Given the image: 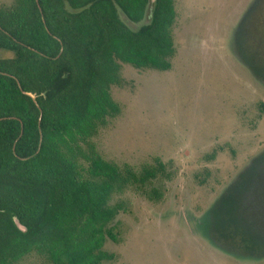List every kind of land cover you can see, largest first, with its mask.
<instances>
[{
    "label": "trees",
    "instance_id": "trees-1",
    "mask_svg": "<svg viewBox=\"0 0 264 264\" xmlns=\"http://www.w3.org/2000/svg\"><path fill=\"white\" fill-rule=\"evenodd\" d=\"M146 11L149 22L140 24ZM119 13L139 26L130 28ZM174 21V0H12L0 5V49L13 53L0 58V264H17L31 253L51 264L112 261L114 254L104 246L117 241L113 222L123 210L122 201L111 203L112 195L135 187L158 199L152 182L161 164L136 172L92 149L87 156L83 146L89 147L108 119L120 113L111 87L121 83L122 64L170 69ZM238 44L243 48L244 41ZM256 56H246L253 60L242 64L264 84ZM243 179L251 186L250 176ZM240 202L250 208L241 218L252 214L261 220L254 216L259 209L253 200ZM226 216L235 218L230 212Z\"/></svg>",
    "mask_w": 264,
    "mask_h": 264
},
{
    "label": "rangeland",
    "instance_id": "rangeland-1",
    "mask_svg": "<svg viewBox=\"0 0 264 264\" xmlns=\"http://www.w3.org/2000/svg\"><path fill=\"white\" fill-rule=\"evenodd\" d=\"M250 2L174 0L170 69L121 65V83L111 87L120 113L83 152L92 149L136 172L161 164L152 182L160 196L151 200L135 187L112 195L123 210L113 222L117 241L104 246L115 258L102 264H264V223L239 216L250 209L241 205L243 197L259 209L256 185L264 184V86L242 64L252 55L264 63V2L255 14L262 17L247 18L243 48L238 44ZM119 15L130 28L139 26ZM148 22L146 11L140 24ZM12 56L0 49V58ZM249 176L246 186L241 180ZM229 212L235 218L228 225ZM17 264L51 263L31 253Z\"/></svg>",
    "mask_w": 264,
    "mask_h": 264
},
{
    "label": "flooded vegetation",
    "instance_id": "flooded-vegetation-1",
    "mask_svg": "<svg viewBox=\"0 0 264 264\" xmlns=\"http://www.w3.org/2000/svg\"><path fill=\"white\" fill-rule=\"evenodd\" d=\"M263 2L264 0H251L250 4L248 5L247 9L241 14V17H240V20H239V23H241L239 25V27L242 28V31L240 30L239 34L242 36V40L244 41V44L246 43V38H247V35H248V32H247V27H246V21H247V18L251 17V18H256V17H260V13H258L256 16L255 14L257 13V10L259 9V7H261L263 5ZM245 66V65H244ZM245 68L249 71V73L252 75V73L250 72V69L248 67L245 66ZM256 70H259V71H264V63L261 62V63H258L257 65V69ZM253 76V75H252ZM254 78V76H253ZM254 80L263 85V83H261L260 81H258L257 79L254 78ZM264 180V176H261ZM261 177H259L258 179H260ZM255 182H257V180ZM256 187L258 188V192H257V201H258V206H259V209L261 208L262 209V205H261V202L264 201V184H261V183H258L256 185ZM264 206V205H263ZM260 210H259V215H260ZM263 214H264V211H263ZM256 216V215H254ZM257 223L261 224L262 221L261 220H258ZM258 224V225H259Z\"/></svg>",
    "mask_w": 264,
    "mask_h": 264
},
{
    "label": "water",
    "instance_id": "water-1",
    "mask_svg": "<svg viewBox=\"0 0 264 264\" xmlns=\"http://www.w3.org/2000/svg\"><path fill=\"white\" fill-rule=\"evenodd\" d=\"M13 221H14V223L17 225V227H18L20 230H22V231L25 230V227H24L23 225L20 224V222L18 221V219H17L16 217H13Z\"/></svg>",
    "mask_w": 264,
    "mask_h": 264
}]
</instances>
